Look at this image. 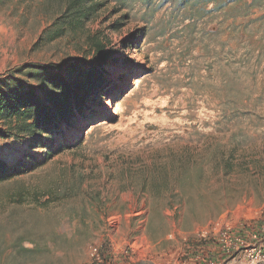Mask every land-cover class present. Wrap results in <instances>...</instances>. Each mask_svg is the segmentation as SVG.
I'll use <instances>...</instances> for the list:
<instances>
[{
  "label": "rangeland",
  "instance_id": "obj_1",
  "mask_svg": "<svg viewBox=\"0 0 264 264\" xmlns=\"http://www.w3.org/2000/svg\"><path fill=\"white\" fill-rule=\"evenodd\" d=\"M69 1L0 0V76L95 61L113 85L54 143L1 144L31 166L0 183V264H264V0H98L78 31Z\"/></svg>",
  "mask_w": 264,
  "mask_h": 264
},
{
  "label": "trees",
  "instance_id": "obj_2",
  "mask_svg": "<svg viewBox=\"0 0 264 264\" xmlns=\"http://www.w3.org/2000/svg\"><path fill=\"white\" fill-rule=\"evenodd\" d=\"M187 3L188 0H179L178 5L183 7ZM101 8L103 4L98 0H70L63 16L65 30H83ZM126 19L121 17L114 30L121 28ZM62 30L59 27L50 40L61 37ZM86 43L90 54L106 59L107 37L89 35ZM112 86L103 65L95 61L60 65L27 63L12 69L0 76V146L10 140L26 142L31 149L54 143L65 129L77 128L80 120L91 119L95 106L101 104ZM26 156L32 160L30 154ZM24 166H10L0 157V183L22 175L31 165Z\"/></svg>",
  "mask_w": 264,
  "mask_h": 264
},
{
  "label": "built area",
  "instance_id": "obj_3",
  "mask_svg": "<svg viewBox=\"0 0 264 264\" xmlns=\"http://www.w3.org/2000/svg\"><path fill=\"white\" fill-rule=\"evenodd\" d=\"M243 240L244 238L241 235L224 233L217 239V242L220 244L225 243L224 249L226 250V253H230L231 250H235L236 247L241 246L243 244ZM91 257L95 262H100L101 254L97 248L92 249Z\"/></svg>",
  "mask_w": 264,
  "mask_h": 264
},
{
  "label": "bare ground",
  "instance_id": "obj_4",
  "mask_svg": "<svg viewBox=\"0 0 264 264\" xmlns=\"http://www.w3.org/2000/svg\"><path fill=\"white\" fill-rule=\"evenodd\" d=\"M104 117H105V114H104V115H100L98 119L101 120V119H103Z\"/></svg>",
  "mask_w": 264,
  "mask_h": 264
}]
</instances>
